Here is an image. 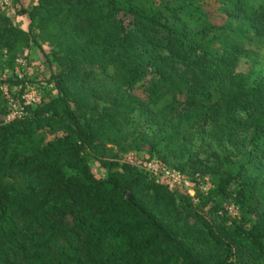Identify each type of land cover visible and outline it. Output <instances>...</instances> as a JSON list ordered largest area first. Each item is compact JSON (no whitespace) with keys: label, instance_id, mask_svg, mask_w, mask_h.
<instances>
[{"label":"trees","instance_id":"1","mask_svg":"<svg viewBox=\"0 0 264 264\" xmlns=\"http://www.w3.org/2000/svg\"><path fill=\"white\" fill-rule=\"evenodd\" d=\"M17 13L26 29L0 10V60L13 68L37 45L56 93L21 119L0 107V264H264V73L250 80L242 61L246 39L264 45V0H35ZM136 112L148 130L126 127ZM107 144L212 187L195 205Z\"/></svg>","mask_w":264,"mask_h":264},{"label":"rangeland","instance_id":"2","mask_svg":"<svg viewBox=\"0 0 264 264\" xmlns=\"http://www.w3.org/2000/svg\"><path fill=\"white\" fill-rule=\"evenodd\" d=\"M3 0H0V10H3L10 13L13 16V13L16 14V22L17 26L25 25V20H29L26 14H18L17 11L26 5L29 7L35 0H7V3H3ZM208 3L213 9L219 8L223 3L226 6H231L233 4V0H204ZM249 36H252V32L248 33ZM45 52L49 53L51 46L46 43H41ZM246 50L244 52L245 57L244 59H250L249 65H251V72H250V80H256L261 74L264 73V45L258 43V40L246 39L244 43ZM55 64H50L40 50V48L33 44L30 48L26 49L24 54L16 61V64L13 68L5 67L0 60V107L4 106V111L6 109V98L4 92L9 95H15L20 92H24V90H28L30 88L35 89L39 97H46L47 95H54L56 90L53 87V84L48 82L50 74L56 70ZM111 73L110 71H108ZM8 80V81H6ZM22 80V82H19ZM135 91L142 95L141 89L137 87ZM165 100L158 103V107L164 104ZM149 125L144 120V114L141 112H136L132 119L126 124L129 131L132 130H148ZM209 129V124H205L203 127H200L199 130H196L194 134V148L200 152L201 155L206 154L209 150L213 148L210 147L208 143H206V139H208L207 130ZM57 133L49 134L50 137L56 135ZM127 147L125 150H121V146L119 145H110L107 144L106 153H108L109 157L112 158V154L116 156L113 157L115 160L118 161H125L127 162L128 158L133 159L134 161H138L141 166V162L146 161L148 158V153L145 149L137 148L136 146H132L125 144ZM107 156V155H106ZM263 162V169H264V157L261 158ZM160 162V161H159ZM89 164L91 170L94 172L96 176H105L106 170L102 163L93 155L89 156ZM185 177L190 182L188 186L184 189V193L189 194L192 201L195 205H198L199 197L198 192H206L209 188L212 187L210 182V176L208 173H195V174H184ZM264 195V185L261 190ZM227 210L231 216H237L238 210L234 205H227ZM204 214L210 218L214 219L215 216L210 213L209 210L206 208L203 209Z\"/></svg>","mask_w":264,"mask_h":264},{"label":"built area","instance_id":"3","mask_svg":"<svg viewBox=\"0 0 264 264\" xmlns=\"http://www.w3.org/2000/svg\"><path fill=\"white\" fill-rule=\"evenodd\" d=\"M3 3H7V0H3ZM33 88L24 90V92L17 93L15 95H9L6 92V113L4 121L9 122L15 119L24 118L28 114V105L37 103L41 100V97L36 93ZM128 163L139 164L138 161H134L131 158L127 159ZM142 167L149 170L156 175L157 180L167 184L170 188H175L181 191L190 183L183 173L178 170L166 167L163 163L156 159H147L140 163Z\"/></svg>","mask_w":264,"mask_h":264},{"label":"crops","instance_id":"4","mask_svg":"<svg viewBox=\"0 0 264 264\" xmlns=\"http://www.w3.org/2000/svg\"><path fill=\"white\" fill-rule=\"evenodd\" d=\"M24 6H26V5H24ZM9 16L11 17V19H12V21H13V23L14 24H17V20H16V18H15V16H17L16 14H14L13 13V16L9 13ZM28 22H29V20H25V25H23V26H19L21 29H26L27 28V25H28Z\"/></svg>","mask_w":264,"mask_h":264}]
</instances>
